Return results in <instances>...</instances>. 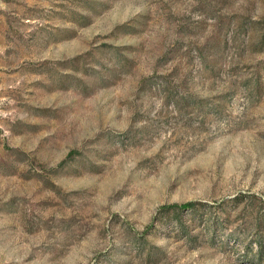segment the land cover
<instances>
[{
    "label": "rangeland",
    "instance_id": "rangeland-1",
    "mask_svg": "<svg viewBox=\"0 0 264 264\" xmlns=\"http://www.w3.org/2000/svg\"><path fill=\"white\" fill-rule=\"evenodd\" d=\"M0 264H264V0H0Z\"/></svg>",
    "mask_w": 264,
    "mask_h": 264
},
{
    "label": "trees",
    "instance_id": "trees-1",
    "mask_svg": "<svg viewBox=\"0 0 264 264\" xmlns=\"http://www.w3.org/2000/svg\"><path fill=\"white\" fill-rule=\"evenodd\" d=\"M194 204L196 205V203L194 202H190V206H194ZM180 208H182V207H180ZM165 210H167V211H170L171 209L170 208H168V209H165ZM178 213V211L177 210H175V212H174V214H177Z\"/></svg>",
    "mask_w": 264,
    "mask_h": 264
}]
</instances>
